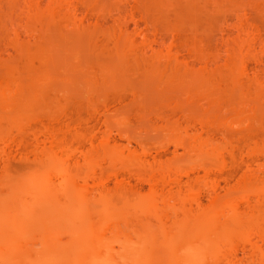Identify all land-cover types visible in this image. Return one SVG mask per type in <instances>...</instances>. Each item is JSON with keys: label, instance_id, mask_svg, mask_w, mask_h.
Masks as SVG:
<instances>
[{"label": "bare ground", "instance_id": "bare-ground-1", "mask_svg": "<svg viewBox=\"0 0 264 264\" xmlns=\"http://www.w3.org/2000/svg\"><path fill=\"white\" fill-rule=\"evenodd\" d=\"M40 1L0 0V8L6 7L0 12V69L10 65L8 47L25 58L21 67H26L17 78L0 81V170L5 176L0 175V189L5 188L0 210L6 211L0 214V264H264V68L259 65L264 0H129L146 27L136 33L122 21L105 26L111 8L123 0H47L43 9ZM16 10L34 20H15ZM232 10L235 34L221 24ZM247 16L250 33L242 19ZM87 30L90 35L99 31L121 52L115 67H179L167 80H151L139 100L145 107L159 106L166 98L151 97V86L179 89L174 97L182 107L179 128L192 133L173 141L184 151L183 158L162 159L163 145L152 148V154L133 134L118 143L107 128L99 144H93L92 131H75L76 140L67 141L70 122L80 124L99 112L91 111L88 118L73 115L75 81L46 87L49 79L38 82L42 71L32 67H49L41 48L57 40L78 45ZM215 37L225 43L222 62ZM255 39L261 41L258 53L251 45ZM118 78L125 85L132 81ZM56 94L60 113L47 111ZM188 103L209 111L191 114ZM103 116L119 122L117 115ZM32 123L41 127L30 132ZM12 130L26 132L17 143L25 161L20 159L28 167L37 164L27 176L5 172ZM25 136L31 142L26 144ZM129 177L146 183L148 190L130 184ZM8 183L18 186L12 190Z\"/></svg>", "mask_w": 264, "mask_h": 264}, {"label": "rangeland", "instance_id": "rangeland-1", "mask_svg": "<svg viewBox=\"0 0 264 264\" xmlns=\"http://www.w3.org/2000/svg\"><path fill=\"white\" fill-rule=\"evenodd\" d=\"M46 1L47 0L40 1L41 2L40 3L41 9L46 8V5H47ZM1 2L5 3V0H3V1L1 0ZM1 2H0V4L2 6ZM128 2H131V1L123 0L121 3L118 4L117 7L115 6V7H112L113 9L111 8V10H113V11L110 10L111 14H109V15L107 14L106 19H105V26H108L110 24H114L118 21H122L123 23L126 24L127 30L129 32H132V33L135 32L136 33V31H138L140 29H144V30L146 29L145 24L143 23L144 21L142 19H140L138 14L136 13L135 6L132 5V3L129 4ZM44 3H46V4H44ZM3 6H5V4ZM129 7H130V9H129ZM4 8L5 9H3V7L0 8L1 13H3V11H6V7H4ZM119 8L121 10V13L119 12L120 11ZM1 9H3V10H1ZM127 10L129 12L131 11L129 14L132 13V15H134V17L130 16L128 14ZM226 11H228V10H226ZM231 12L233 13V10ZM241 12H242V10L240 12H238L237 15H241ZM125 13H127L128 16L126 15L124 17ZM224 13H223V17L224 16L227 17L228 15H230V14L224 15ZM227 13H230V11ZM227 13H225V14H227ZM217 15H218V13H217ZM219 15H222V13H220ZM234 15H236V14L233 13L230 16H228V18H226L227 22L229 20V22H230V23L228 22L229 24L226 21H223L221 18V21H223V22H221V24L223 25L224 29L225 28L230 29L231 32H233L232 34L236 33L235 29H233V26L231 25L235 22L234 20L236 19V16H234ZM12 17H14L15 20L21 19V20L25 21L24 20V19H26L25 17H28V16H26L25 14H21V12L19 13V11L16 10L12 13ZM30 17H28L29 20H30ZM237 17L239 18V19L237 18V21L240 20V17L239 16H237ZM217 18L216 19L219 21L220 16H218ZM231 19L233 22L231 21ZM242 19L244 20L243 21L244 24H246V25H244L245 27H247V25H250L247 23V21L248 22L250 21L248 16L242 17ZM218 21H217L216 26H218V24H219ZM224 22H225V25L228 24V27H226L224 25ZM61 25L59 26V27H61L59 29H63L64 26L63 25L61 26ZM222 25H220V29H221ZM229 26L232 28H230ZM216 28L219 29L218 27H216ZM35 29H37V27H35ZM247 29H248L249 33H250L249 29L252 32V26L251 25L248 28H246V30ZM64 31H65V29H64ZM87 31L85 32V35L82 36L80 42H78V45H74L73 43H71L69 41H65V40H57V41H53V42L47 44L44 48H41L42 49L41 53L47 56V65L49 67H32L35 70L42 71V74L40 75L38 82H40V80H43V79H49V81L43 85L46 87H48V84L50 82L54 83L56 86H58L62 81L66 80V79H73L75 81L74 82L75 84L73 85L74 93H72L70 95V99L72 100L71 109H72L73 115L76 116L78 113H80L79 115L82 118H88L91 111L96 109L99 112L98 114H95V116H96L95 118L92 117L89 120L81 122L80 124H74L73 122H70V124L67 125V128H66L67 131H65L66 132L65 134H67V141L70 144H72L76 140V136H75V134H73L75 131H77V133L92 131V135H94L93 144L94 145L99 144L100 140L103 138V133L101 131L103 129L107 128V129H109L111 139H114L118 143H126V141H127L126 136L128 134H133V135H137L140 138V140H142L146 144V146L148 148H151L152 154H154L153 149L155 147H157L158 145H163L165 147L166 151H164V152L160 151L162 159L174 158V160L175 159L179 160L180 158H183L185 156L184 151L180 147L176 148L173 141L176 137H179V136L189 138L192 136V133L190 132V130H186L184 132V131H182V129L179 128V127L183 126V120H182L181 112H180V109H182V107L174 101V97L179 94V89L176 87L168 88L167 85H166V89L162 88V86H158L157 84L155 86H151V94H150L151 97H154L156 100L160 96H162L163 98H166V103H164V104L161 103V105L159 104V106L157 104H154V105L150 104V105L145 107L144 105H141V103H140L141 101L139 100V98L142 95L144 96V93L147 92L146 87L149 86L148 83L151 80L152 81H159L162 78L167 80L168 78H170L169 76L178 72L179 67H115V66H118V63H119L118 60L121 59V56H122L121 52L115 51L114 44L110 43V42L107 43L105 41L104 37H102L101 34H99L100 33L99 31L97 32L98 34H96V33L92 34L93 33L92 32L91 35L89 32L90 30L88 31V34H86ZM218 34L219 33L217 32L216 37H218ZM216 37H215L214 41L216 42L218 48L220 49L219 50L220 53L223 54V55L220 54L218 56V59L221 58L220 60L222 62V59H224L222 57H224V52H225L226 47H225V45H224L225 43L222 41V39L217 38L218 41H216ZM36 40L34 39L31 41L32 47H35L34 42ZM140 41H141V38L139 36H137V37L135 36V43L140 44L141 43ZM257 41H259V40L255 39V42L251 43V45H253L252 46L253 48L252 47L251 48L254 49L258 53L260 51H257V50H260L262 46L260 45L261 43H257ZM259 42H261V41H259ZM167 43H168V41H167ZM156 47H158V45ZM161 47L164 48L165 46L161 45ZM8 50L10 51V55L7 57L9 59L10 65H9V67H5L4 69H0V81H7L8 79H11V77L17 78L19 75H21L23 73L24 70H26L25 69L26 67H21L22 62L25 60V58L20 57V55H18L12 48L8 47ZM251 51L253 52V50H251ZM187 53L188 52H186L185 50L183 51V55H186ZM129 60L131 61L132 59H129ZM34 63L36 66L40 65L39 62H37V61H35ZM259 65L262 69L264 68V55H263V63L259 64ZM259 65H258V67H256L257 69H260ZM120 76L126 77L129 80L131 79L132 81L128 82V83H130V85H125L124 84L125 82H122V80H119L118 77H120ZM116 78H118V80H116ZM111 79H115V82L118 81V83L114 84L115 82H110ZM128 79H127V81H129ZM58 97H60V95L56 94L55 99L49 105V107L47 108V111H51V112H55V113L61 112V109L59 108V106L56 105V101H57ZM186 108H189L187 111L191 114H193V113L197 114V113L206 111L208 109L207 107H192L189 105V103H188V106H186ZM207 111H209V109ZM104 114H109L110 117L113 115H117L119 122H115V123H118V124H115L114 122L106 121L104 116H103ZM35 125H34V123H32V126L29 128L30 132H33L34 129H38V127L39 128L41 127L40 123H38V124L35 123ZM37 125H38V127H37ZM117 129L123 130L121 135L118 134ZM18 132L21 133L20 136H19ZM30 132H29V134H30L31 139H32L33 133L31 134ZM10 133H9L10 135H7V137L9 136L8 137L9 140H7L8 138H6V140H7V142H9L8 145L11 146V148H10L11 151L9 152L10 154L8 153V156L4 155V157L8 158V160L3 159L4 162L6 161L4 164L6 165L7 169L5 168V170H7V171H5V172H7V173L9 172L8 173L9 177L14 176V175L18 176V174L19 175L20 174H26V176H27L28 168H30L32 166L34 167L37 164L34 162L35 163V164L33 163L34 165L32 164V166L29 165L30 167H28V164L23 162V161H25V159L20 157L21 155L18 153V152H21L22 150L20 151L21 147L17 148V146H18L17 143H19L20 137L24 136V134H26V132L23 133V132L18 131V130H12V132H10ZM29 134H27V135H29ZM24 138H26V144L28 143V141L31 142L30 141L31 139L29 138V136H27V137L25 136ZM23 139L21 138L22 141H24ZM84 144H85L84 145L85 148L89 147L88 144H86V143H84ZM132 144L134 145L135 143H132ZM1 157H2V155H0V158ZM186 159L187 160L190 159L189 156H186ZM29 161H27V162L30 164ZM1 163H3V162L1 161ZM101 167H103L106 170L108 169V167H105V164H101ZM0 168H1V170H3L2 166ZM116 168H118V170L122 171V173L124 175L128 176L127 171H123V169H120L118 166ZM1 170H0V175L3 173ZM225 170L227 171L228 169H225ZM31 171H30V173H31ZM218 173L219 172L216 171V174H218ZM2 175H3V177H5L4 173ZM5 175H6V173H5ZM8 175H6V176H8ZM21 176L22 175H20V177ZM23 176L24 177H22V178H25V179L27 178V180H29V178L31 177V176L25 177V175H23ZM18 177H16V178L18 179ZM6 178L9 180L8 177H6ZM12 178L13 177H11L10 179H12ZM1 179H4V183H5V178H1ZM13 180H14V178H13ZM1 181H0V183H1ZM128 181L130 182V184L134 185L135 187H138L142 192H146L148 190V186L146 183H138L137 181L134 180L133 177H129ZM182 181H186V178L182 177ZM1 184H0V188H1ZM8 184H10V183H8ZM4 185H7V183ZM18 185H19V183H18ZM109 185H112V182H109ZM220 185H222V183H220ZM12 186L13 187L15 186L14 183H13V185H11V188H12ZM17 186H15V187H17ZM25 186L26 185L24 184V188H25ZM2 187H3V185H2ZM5 187H10V186L8 185ZM4 189L3 190L0 189L1 190L0 192H2V191L4 192ZM12 190H13V188H12ZM15 190L13 192H15ZM9 193H12V191ZM16 193H17V191H16ZM4 194H5V192H4ZM13 194L15 195V193H13ZM21 195L17 196L18 197L17 199H19V197L21 199ZM6 197L8 198L10 196H6ZM2 198H4L3 195H1L0 199L2 200ZM11 198H12V196H11ZM206 201H207L206 197H202V202L206 203ZM7 202H9V201L7 200ZM7 202H6V204H7ZM14 203H12V205ZM5 209H7V208H5ZM11 210L9 212H11ZM3 211L4 210H2L0 212V214L3 213ZM13 212L14 211H12L11 214H13ZM7 214L8 213H6V215ZM11 214L9 217L12 216ZM71 218H73V217H71ZM9 219L11 220L12 218H9ZM0 220H1V222H0V224H1L2 219H0ZM3 220H4L3 224H4V222L9 223V222H7V219L6 220L3 219ZM13 220H11V221L13 222ZM69 221L71 223V222H74V220L71 221L69 219L68 222H66L70 226H72L69 223ZM12 222H10V224ZM10 224H9V226H10ZM14 224H15V222H14ZM11 225H13V224H11ZM0 227H1V225H0ZM14 227H15V225H14ZM11 229H12V227H11ZM70 233H71V230H69V232L65 231L66 235H68ZM64 238H65V236L62 237V239H64ZM66 238H68V237H66ZM66 238L64 240H66Z\"/></svg>", "mask_w": 264, "mask_h": 264}]
</instances>
